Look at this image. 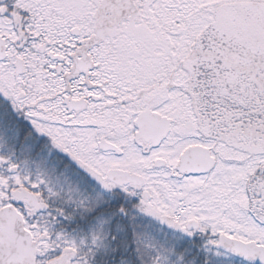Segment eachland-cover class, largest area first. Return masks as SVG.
Listing matches in <instances>:
<instances>
[{
    "label": "snow or ice",
    "instance_id": "obj_1",
    "mask_svg": "<svg viewBox=\"0 0 264 264\" xmlns=\"http://www.w3.org/2000/svg\"><path fill=\"white\" fill-rule=\"evenodd\" d=\"M0 264H264V0H0Z\"/></svg>",
    "mask_w": 264,
    "mask_h": 264
}]
</instances>
